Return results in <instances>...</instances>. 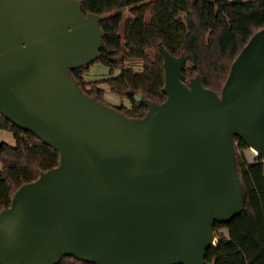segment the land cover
<instances>
[{
  "label": "water",
  "instance_id": "obj_1",
  "mask_svg": "<svg viewBox=\"0 0 264 264\" xmlns=\"http://www.w3.org/2000/svg\"><path fill=\"white\" fill-rule=\"evenodd\" d=\"M101 19L79 0H0V112L60 153L0 211V264H207L215 223L245 208L234 136L264 163V28L221 95L161 44L168 97L132 118L70 71L100 57Z\"/></svg>",
  "mask_w": 264,
  "mask_h": 264
},
{
  "label": "trees",
  "instance_id": "obj_2",
  "mask_svg": "<svg viewBox=\"0 0 264 264\" xmlns=\"http://www.w3.org/2000/svg\"><path fill=\"white\" fill-rule=\"evenodd\" d=\"M79 1L86 15L102 16L100 26L105 35L95 62L109 68V77L87 79L93 63L70 70L71 74L83 92L132 118L143 117L149 111V101L163 103L168 97L161 44L175 57L185 55L183 80L187 84L199 76L205 87L221 95L235 58L264 28V0ZM103 84L130 104L108 103ZM1 129L13 133L15 145L6 141L0 145V211L10 206L23 184L60 162L55 148L0 112ZM234 142L245 208L230 222L215 223L218 240L208 250L207 264H264V163L261 157L249 163L245 154L249 146L238 136ZM222 228L227 229V235L220 233ZM57 264L95 263L65 256Z\"/></svg>",
  "mask_w": 264,
  "mask_h": 264
},
{
  "label": "rangeland",
  "instance_id": "obj_3",
  "mask_svg": "<svg viewBox=\"0 0 264 264\" xmlns=\"http://www.w3.org/2000/svg\"><path fill=\"white\" fill-rule=\"evenodd\" d=\"M125 12H126V15H129L128 8L125 9ZM136 68L139 69V68H141V66L138 64V65H136ZM86 77L89 80L90 79L92 80V79L107 78V77H109V68L106 67L102 63L95 62L91 65L90 70L88 72H86ZM103 87L106 90L105 100L108 103L114 104V105H121V104L129 105L130 104L129 99L113 93L107 84H103ZM2 141H6V142L10 143L11 145H15V139L13 137V133L8 131V130H3V129L0 130V142H2ZM249 151H250V149L247 152L249 153ZM250 156H251V154H250Z\"/></svg>",
  "mask_w": 264,
  "mask_h": 264
},
{
  "label": "built area",
  "instance_id": "obj_4",
  "mask_svg": "<svg viewBox=\"0 0 264 264\" xmlns=\"http://www.w3.org/2000/svg\"><path fill=\"white\" fill-rule=\"evenodd\" d=\"M249 149H250V151L248 153L247 151ZM245 154H246V157H247V160H248L249 163H254L259 158V155L256 152V150H254L253 148H250V147L248 149H246ZM250 154H251V156H250ZM1 168H2V163L0 161V169ZM220 233H224L225 235H227L228 231H227V229L222 228V229H220Z\"/></svg>",
  "mask_w": 264,
  "mask_h": 264
}]
</instances>
